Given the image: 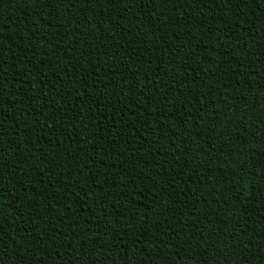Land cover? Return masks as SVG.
Returning a JSON list of instances; mask_svg holds the SVG:
<instances>
[{
	"label": "trees",
	"instance_id": "trees-1",
	"mask_svg": "<svg viewBox=\"0 0 264 264\" xmlns=\"http://www.w3.org/2000/svg\"><path fill=\"white\" fill-rule=\"evenodd\" d=\"M253 7L0 0V264H264Z\"/></svg>",
	"mask_w": 264,
	"mask_h": 264
},
{
	"label": "snow or ice",
	"instance_id": "snow-or-ice-1",
	"mask_svg": "<svg viewBox=\"0 0 264 264\" xmlns=\"http://www.w3.org/2000/svg\"><path fill=\"white\" fill-rule=\"evenodd\" d=\"M42 2H44V0H42ZM101 2L103 3V2H105V0H101ZM137 2H139V0H137ZM143 2H144V4L151 3V4L155 5V4L161 3V2H164V3L171 2V0H143ZM190 2H191V0H189V3ZM221 3L224 4V5H227L229 3H234L237 8H240L241 5H243L244 7L253 8L254 12H255V8L253 6L254 5L255 6H260V8H261L260 15H261V17H264V0H221ZM110 6L114 9L115 8V3H110ZM154 12H155V10H154ZM145 14L146 15H151V14H154V13H145ZM160 14L162 15L163 12L161 11ZM249 19H251V18L249 17ZM260 23H261V27L264 28V20H261ZM262 74H264V73H262ZM3 116H4V113L0 112V118H2ZM3 167H4V161H0V168H3ZM221 167H223V166H221ZM261 180H264V175L261 176ZM237 183H239L238 180H237ZM261 188H264V184L261 185ZM256 195L264 196V192L257 191ZM225 199H227V198L225 197ZM229 215H230V213H229ZM249 251H250V249H249ZM240 254L243 255L242 253H240ZM77 255H79V252H77ZM225 255H228V254L225 253ZM243 259L246 261L248 259V257L247 256H243ZM257 259H264V256L257 257Z\"/></svg>",
	"mask_w": 264,
	"mask_h": 264
}]
</instances>
